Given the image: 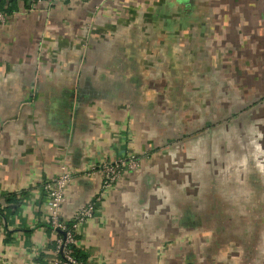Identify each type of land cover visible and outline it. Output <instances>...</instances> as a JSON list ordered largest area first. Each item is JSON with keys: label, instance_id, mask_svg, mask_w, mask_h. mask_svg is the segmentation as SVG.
<instances>
[{"label": "crops", "instance_id": "obj_1", "mask_svg": "<svg viewBox=\"0 0 264 264\" xmlns=\"http://www.w3.org/2000/svg\"><path fill=\"white\" fill-rule=\"evenodd\" d=\"M130 1H18L0 26V264H55L42 184L61 167L70 171L60 208V218L68 219L99 190L98 162L122 158L138 146L139 111L122 110V78L127 67L129 81L139 82L153 75L156 64L153 44L132 45L131 28H123V7ZM226 34L223 49L251 50L244 48L249 39L239 46L230 38L234 34ZM132 47L149 50L151 61L142 64L147 55ZM113 76L118 80H107ZM135 173L127 172L104 193L80 227L75 249L86 264H149L155 242L170 236V220L138 217L149 207L139 202L147 200V179L139 181ZM168 190L159 197L169 201ZM10 196L17 203L4 201ZM130 208L134 213L124 217L121 209ZM162 208L170 215L168 205ZM165 261L157 263L171 264Z\"/></svg>", "mask_w": 264, "mask_h": 264}, {"label": "rangeland", "instance_id": "obj_2", "mask_svg": "<svg viewBox=\"0 0 264 264\" xmlns=\"http://www.w3.org/2000/svg\"><path fill=\"white\" fill-rule=\"evenodd\" d=\"M124 5L131 44L152 43L156 64L139 82L129 81L127 67L122 78V110L139 111L138 146L122 157L124 174L147 179V200L139 202L149 208L138 217L171 222L147 262L264 264V0ZM226 32L239 46L249 39L251 50L223 49ZM137 53L147 55L142 64L151 61L149 50ZM165 188L169 201L158 194ZM166 205L170 215L160 212Z\"/></svg>", "mask_w": 264, "mask_h": 264}, {"label": "built area", "instance_id": "obj_3", "mask_svg": "<svg viewBox=\"0 0 264 264\" xmlns=\"http://www.w3.org/2000/svg\"><path fill=\"white\" fill-rule=\"evenodd\" d=\"M30 4H37L42 0H28ZM85 1V0H80ZM7 14L0 11V26L7 22ZM130 169L128 161L117 158L113 161L101 160L94 170L98 171L100 188L92 201L81 206L76 213L68 219L60 218V208L64 202L65 190L71 181V173L65 167L60 168L58 176L42 184L41 190L46 205L45 222L54 236L53 254L57 262L55 264H86L76 259L75 248L80 227L96 212L95 203L101 196L109 191Z\"/></svg>", "mask_w": 264, "mask_h": 264}, {"label": "trees", "instance_id": "obj_4", "mask_svg": "<svg viewBox=\"0 0 264 264\" xmlns=\"http://www.w3.org/2000/svg\"><path fill=\"white\" fill-rule=\"evenodd\" d=\"M18 1H22L23 3H29L28 0H0V11H4L6 13H9L12 9L15 8V5ZM5 7V9H4ZM6 203H17V200L14 199V197H6L4 200ZM76 259L80 262H85V259L83 256L80 255V253L75 250Z\"/></svg>", "mask_w": 264, "mask_h": 264}]
</instances>
